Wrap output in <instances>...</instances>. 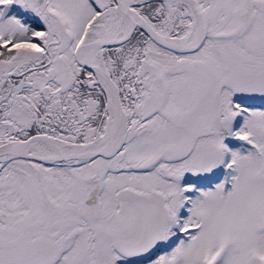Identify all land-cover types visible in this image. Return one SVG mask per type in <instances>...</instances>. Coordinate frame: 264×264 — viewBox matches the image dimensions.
Segmentation results:
<instances>
[{
    "label": "snow or ice",
    "instance_id": "1",
    "mask_svg": "<svg viewBox=\"0 0 264 264\" xmlns=\"http://www.w3.org/2000/svg\"><path fill=\"white\" fill-rule=\"evenodd\" d=\"M0 264H264V0H0Z\"/></svg>",
    "mask_w": 264,
    "mask_h": 264
}]
</instances>
